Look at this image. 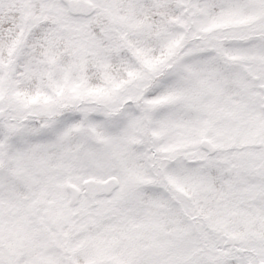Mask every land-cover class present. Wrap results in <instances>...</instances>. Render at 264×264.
I'll return each mask as SVG.
<instances>
[{
	"label": "snow or ice",
	"instance_id": "6c2138e0",
	"mask_svg": "<svg viewBox=\"0 0 264 264\" xmlns=\"http://www.w3.org/2000/svg\"><path fill=\"white\" fill-rule=\"evenodd\" d=\"M0 264H264V0H0Z\"/></svg>",
	"mask_w": 264,
	"mask_h": 264
}]
</instances>
